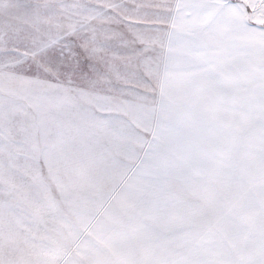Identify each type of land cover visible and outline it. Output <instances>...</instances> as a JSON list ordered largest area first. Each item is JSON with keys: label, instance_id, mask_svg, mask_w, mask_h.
<instances>
[{"label": "snow or ice", "instance_id": "6c2138e0", "mask_svg": "<svg viewBox=\"0 0 264 264\" xmlns=\"http://www.w3.org/2000/svg\"><path fill=\"white\" fill-rule=\"evenodd\" d=\"M0 264H264V0H0Z\"/></svg>", "mask_w": 264, "mask_h": 264}]
</instances>
